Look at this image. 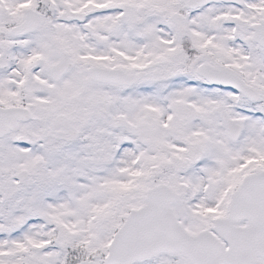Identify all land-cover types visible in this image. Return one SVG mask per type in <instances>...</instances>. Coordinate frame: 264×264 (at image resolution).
Returning a JSON list of instances; mask_svg holds the SVG:
<instances>
[{
    "label": "snow or ice",
    "instance_id": "1",
    "mask_svg": "<svg viewBox=\"0 0 264 264\" xmlns=\"http://www.w3.org/2000/svg\"><path fill=\"white\" fill-rule=\"evenodd\" d=\"M0 264H264V0H0Z\"/></svg>",
    "mask_w": 264,
    "mask_h": 264
}]
</instances>
